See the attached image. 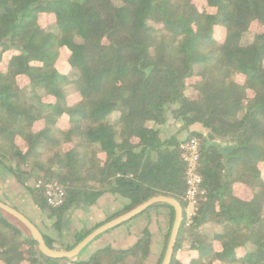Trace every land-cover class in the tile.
I'll list each match as a JSON object with an SVG mask.
<instances>
[{
	"label": "trees",
	"instance_id": "obj_1",
	"mask_svg": "<svg viewBox=\"0 0 264 264\" xmlns=\"http://www.w3.org/2000/svg\"><path fill=\"white\" fill-rule=\"evenodd\" d=\"M170 120L179 129L163 135ZM189 137L199 140L201 183L188 217L180 143ZM0 164L53 219L57 237L39 229L50 250L164 195L182 208L169 264H264V0H0ZM40 178L63 186L60 206L33 186ZM106 193L126 203L64 242L66 210ZM161 207L170 220L157 264L174 207L136 215ZM150 245L144 227L130 247L77 263L145 264ZM64 260L0 209V264Z\"/></svg>",
	"mask_w": 264,
	"mask_h": 264
},
{
	"label": "crops",
	"instance_id": "obj_2",
	"mask_svg": "<svg viewBox=\"0 0 264 264\" xmlns=\"http://www.w3.org/2000/svg\"><path fill=\"white\" fill-rule=\"evenodd\" d=\"M197 129V126H191ZM31 184V181H29ZM0 201L17 209L24 214L37 228L50 237H57V231L51 226L52 218H49L33 202L28 189L19 184L15 177L0 164ZM126 203V199L117 194L106 193L99 197L92 205L71 206L63 215L60 234L64 242L73 243L74 234L77 231L91 230L95 225L105 221L114 212L118 211ZM193 212L191 205L187 208V214ZM170 211L168 208H157L149 210L130 221L123 223L105 236L95 240V250L110 245L117 249H126L134 244L140 231L148 227L151 233L150 255L145 264H157L165 246V233L168 229ZM103 224V223H102ZM90 244V245H91ZM90 247V246H89ZM88 247V250L90 249ZM92 247V248H93ZM88 250L80 252L79 261H84L95 251ZM130 264L132 258L126 259Z\"/></svg>",
	"mask_w": 264,
	"mask_h": 264
},
{
	"label": "water",
	"instance_id": "obj_3",
	"mask_svg": "<svg viewBox=\"0 0 264 264\" xmlns=\"http://www.w3.org/2000/svg\"><path fill=\"white\" fill-rule=\"evenodd\" d=\"M156 202H166V203L172 204L174 207L173 224H172L169 240L167 243V247H166L162 262H161V264H169L170 258L173 252V247L176 242L178 230L181 225L182 208H181V205L175 199H172L164 195L153 196L150 199L132 208L131 210L106 221L102 225L92 230L88 235H86L80 242H78L71 249L60 250V251L50 250L45 245L43 241V237L40 231L38 230V228L24 214L19 212L17 209L5 204L2 201H0V209L6 212L7 214L13 216L17 220H19L29 229L34 239H36V241L38 242V248L42 253H44L45 255L49 257H53V258L70 259V258L77 256L93 239H95L100 234L132 219L133 217L141 213L143 210H145L148 206Z\"/></svg>",
	"mask_w": 264,
	"mask_h": 264
},
{
	"label": "built area",
	"instance_id": "obj_4",
	"mask_svg": "<svg viewBox=\"0 0 264 264\" xmlns=\"http://www.w3.org/2000/svg\"><path fill=\"white\" fill-rule=\"evenodd\" d=\"M181 158L185 162V182L187 186L185 198L189 205H193L198 194L201 183V176L198 172L199 166V140L195 137H189L181 141ZM35 188L43 191L46 203L51 207L60 206L64 202L65 190L56 180L37 179L33 181ZM187 214V216H191ZM64 264H78L72 258L67 259Z\"/></svg>",
	"mask_w": 264,
	"mask_h": 264
},
{
	"label": "rangeland",
	"instance_id": "obj_5",
	"mask_svg": "<svg viewBox=\"0 0 264 264\" xmlns=\"http://www.w3.org/2000/svg\"><path fill=\"white\" fill-rule=\"evenodd\" d=\"M196 2H197V4L199 5V6H202V4H203V0H195ZM42 18V17H41ZM41 21L42 22H44L45 20H44V18H42L41 19ZM46 22V21H45ZM257 28V26H255V29ZM258 29V28H257ZM216 34H218V35H220V28L219 27H217L216 28ZM65 53H62L61 54V56L59 57V59H58V61H57V67L59 68V70L60 71H63V70H65V68H66V64H65ZM70 89L71 88H69V86H67L66 87V95L68 96V95H70L71 94V91H70ZM29 90V89H28ZM37 93L38 94H40L41 92L38 90L37 91ZM179 129V123L178 122H174L173 120H170V122L168 123V124H166L165 125V129H164V132H163V135H169V134H173V133H175L177 130ZM179 137L180 138H184L185 136H186V130H181L180 132H179ZM113 229H115V228H111V229H109L108 231H106V232H104V233H102V234H100L98 237H96L95 239H93L84 249H83V251L84 250H88V247L90 248L89 250H88V253L89 252H91L92 250L94 251L95 250V248L93 247L94 246V244H91V243H94L95 242V240H98V238H100L101 236H105L108 232H111ZM91 244V245H90ZM93 247V248H92ZM167 247V246H166ZM166 250V249H165ZM53 251H60L59 249H57V250H53ZM82 251V252H83ZM165 253V252H164ZM80 254V253H79ZM77 255V256H75V257H73L72 259L74 260V261H76V262H78L79 261V256L80 255ZM182 254V253H181ZM181 254H179V255H181ZM66 260H64L63 262H61L60 264H64V262H65Z\"/></svg>",
	"mask_w": 264,
	"mask_h": 264
}]
</instances>
